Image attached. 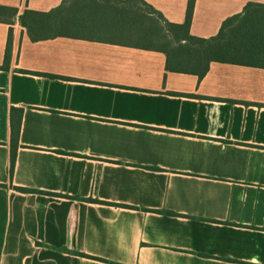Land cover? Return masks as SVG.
I'll use <instances>...</instances> for the list:
<instances>
[{
    "label": "crops",
    "instance_id": "1",
    "mask_svg": "<svg viewBox=\"0 0 264 264\" xmlns=\"http://www.w3.org/2000/svg\"><path fill=\"white\" fill-rule=\"evenodd\" d=\"M65 1L0 0L18 10L0 11V264H264V69L167 71L113 2H91L81 39L33 41L20 17ZM142 1L186 22L189 0ZM249 4L196 0L190 35Z\"/></svg>",
    "mask_w": 264,
    "mask_h": 264
},
{
    "label": "trees",
    "instance_id": "2",
    "mask_svg": "<svg viewBox=\"0 0 264 264\" xmlns=\"http://www.w3.org/2000/svg\"><path fill=\"white\" fill-rule=\"evenodd\" d=\"M97 1L129 6V9H125L122 13L124 26L137 31V41L167 56V71L194 74L203 79L213 62L264 69V5L262 4H249L242 14L227 19L219 34L210 39L190 35L196 0H189L187 18L183 25L166 22L159 12L142 0H66L59 8L47 14L28 10L20 17V22L27 28L33 41L53 39L63 35L81 39L82 35L79 34L85 33V27H87L85 16L90 17L94 24L97 23L88 9L90 16L85 12L86 8L95 7V4L91 2ZM0 11L7 12L13 18L18 14L15 8L0 7ZM177 31L181 32V39L176 35ZM10 53L11 39L7 47V61ZM23 114L22 109L16 108H13L11 114V176L14 174L17 163ZM17 190L24 193H36L24 188H17ZM45 194L62 197L55 193ZM90 201L101 203L97 200ZM166 214L177 216L172 212H166ZM82 256L87 257V255Z\"/></svg>",
    "mask_w": 264,
    "mask_h": 264
}]
</instances>
